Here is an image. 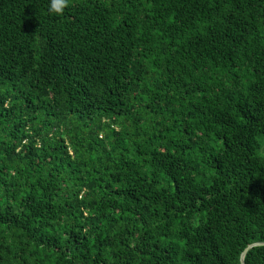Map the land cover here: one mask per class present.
I'll list each match as a JSON object with an SVG mask.
<instances>
[{"label":"trees","instance_id":"obj_1","mask_svg":"<svg viewBox=\"0 0 264 264\" xmlns=\"http://www.w3.org/2000/svg\"><path fill=\"white\" fill-rule=\"evenodd\" d=\"M49 4L0 0V264H241L264 242V0Z\"/></svg>","mask_w":264,"mask_h":264},{"label":"clouds","instance_id":"obj_2","mask_svg":"<svg viewBox=\"0 0 264 264\" xmlns=\"http://www.w3.org/2000/svg\"><path fill=\"white\" fill-rule=\"evenodd\" d=\"M70 0H50L48 11L50 14L63 15L64 10L69 7Z\"/></svg>","mask_w":264,"mask_h":264},{"label":"water","instance_id":"obj_3","mask_svg":"<svg viewBox=\"0 0 264 264\" xmlns=\"http://www.w3.org/2000/svg\"><path fill=\"white\" fill-rule=\"evenodd\" d=\"M261 244H264V242H254V243L248 244V245L244 248V250L241 252V254H240V263H241V264H244V261H243L244 255H245L246 251H247L250 247L255 246V245H261Z\"/></svg>","mask_w":264,"mask_h":264}]
</instances>
